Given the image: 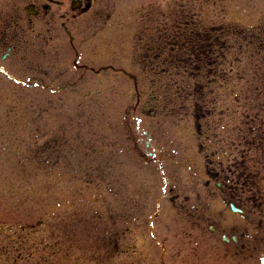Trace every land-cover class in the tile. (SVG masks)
I'll return each mask as SVG.
<instances>
[{
	"label": "flooded vegetation",
	"instance_id": "flooded-vegetation-1",
	"mask_svg": "<svg viewBox=\"0 0 264 264\" xmlns=\"http://www.w3.org/2000/svg\"><path fill=\"white\" fill-rule=\"evenodd\" d=\"M158 5L157 0H0V76L11 77L5 61L14 55L23 64L16 83L61 98L77 84L87 88V75L111 73L133 85H155L174 82L167 75L173 65L197 69L199 79L205 68L219 67L221 31L205 29L174 0H165L164 9ZM124 53L137 74L120 63ZM78 95L92 99L93 93ZM204 128L193 129L200 164L191 168L186 188L176 189L164 174L163 165L174 161L172 130L124 126L119 146L102 153L98 176L109 193L121 191L112 184L124 179L119 163L158 169L154 178L139 176L135 182L141 198L132 235L118 244L123 264H251L254 255H264V124L240 126L229 142ZM130 225L124 216L117 233H129ZM30 228L24 232L28 243L10 249L9 264H109L113 232L105 222L101 236L94 237L99 227L92 218L69 210L57 215L53 239L47 232L44 244L36 237L40 230ZM13 253H23L22 259Z\"/></svg>",
	"mask_w": 264,
	"mask_h": 264
},
{
	"label": "rangeland",
	"instance_id": "rangeland-1",
	"mask_svg": "<svg viewBox=\"0 0 264 264\" xmlns=\"http://www.w3.org/2000/svg\"><path fill=\"white\" fill-rule=\"evenodd\" d=\"M175 1L206 28L219 25L236 35L259 33L264 28V0ZM161 6L164 8L162 1ZM228 40L233 41L232 38ZM241 42L244 45V39ZM256 47H239L233 43L226 49L228 60L239 57L240 61L231 63L232 73L225 80L206 76L203 87L200 85L201 96L196 91L189 93L190 85L197 80L179 79L174 74L175 65L171 68L174 82L170 81L174 84H157L165 89L160 87L155 97L149 92L150 85L134 86L111 73L87 75L84 77L87 88L77 84L76 90L64 92L61 98L39 86L28 88L1 76L0 264H9L13 246L19 249L21 244L28 243L29 235L24 233L23 227L33 223L41 225L36 237L44 244L48 240L47 232H51L50 239H53L57 215L69 210L92 218L94 225L99 227L95 228L94 237L101 236L100 226L107 223L113 232L111 264L123 263L118 244L133 231L119 234L118 226L124 216L128 225L133 221L135 205L141 198L136 195L140 189L135 184L139 176L145 178L151 174L146 178L152 179L158 175V169L154 165L137 167L132 162L119 163L125 171L124 179H115L113 185L121 191L118 195L109 193L106 181L98 176L105 148L111 152L119 146L124 126L151 124L160 130H172L174 161L163 165L164 174L174 179L171 180L176 189L188 187L191 168L200 164L195 151L194 126L201 124L207 135L229 142L240 126L264 124V58L259 62L262 54L256 52ZM128 56L129 53H124L120 60L127 67L132 66ZM222 60L227 59L223 56ZM5 64L14 77L23 76L22 61L14 55ZM134 70L137 74L138 69ZM86 90L93 93L92 99L78 95ZM137 99L140 106L135 108ZM165 134H160L162 144H166L162 140ZM129 143L132 147L135 144L134 141ZM150 186L160 188V184L157 188L152 182ZM157 193L153 191L154 196ZM20 254L23 253L15 254L18 260L22 259ZM260 257V254L254 255L253 263L264 264V258Z\"/></svg>",
	"mask_w": 264,
	"mask_h": 264
}]
</instances>
